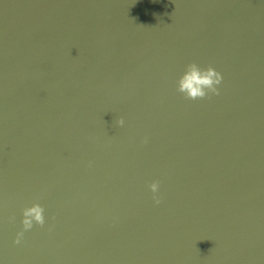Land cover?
<instances>
[{"label": "water", "instance_id": "water-1", "mask_svg": "<svg viewBox=\"0 0 264 264\" xmlns=\"http://www.w3.org/2000/svg\"><path fill=\"white\" fill-rule=\"evenodd\" d=\"M0 264H264V0H0Z\"/></svg>", "mask_w": 264, "mask_h": 264}, {"label": "clouds", "instance_id": "clouds-1", "mask_svg": "<svg viewBox=\"0 0 264 264\" xmlns=\"http://www.w3.org/2000/svg\"><path fill=\"white\" fill-rule=\"evenodd\" d=\"M222 76L212 67L202 68L196 63H190L186 66L183 73L179 76L176 86L177 91L182 93L188 99L203 98L208 93L218 94L217 85L221 83ZM118 126L124 124L123 119L116 120ZM153 193V200L159 204L157 192L159 182L153 181L148 185ZM44 208L39 203H33L31 206L22 209L21 225L22 229L16 233L14 243L19 244L25 231L33 228V225L43 226L45 224Z\"/></svg>", "mask_w": 264, "mask_h": 264}]
</instances>
